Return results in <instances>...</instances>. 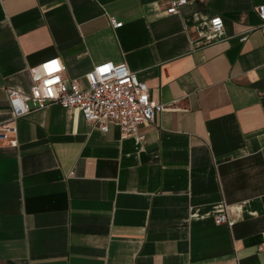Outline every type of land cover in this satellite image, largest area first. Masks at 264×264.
<instances>
[{
	"label": "crops",
	"instance_id": "crops-1",
	"mask_svg": "<svg viewBox=\"0 0 264 264\" xmlns=\"http://www.w3.org/2000/svg\"><path fill=\"white\" fill-rule=\"evenodd\" d=\"M172 3L0 0V121L56 56L82 85L126 63L167 106L143 139L59 104L23 116L0 143V264H264V0Z\"/></svg>",
	"mask_w": 264,
	"mask_h": 264
},
{
	"label": "built area",
	"instance_id": "built-area-1",
	"mask_svg": "<svg viewBox=\"0 0 264 264\" xmlns=\"http://www.w3.org/2000/svg\"><path fill=\"white\" fill-rule=\"evenodd\" d=\"M189 1L172 0L167 12L178 13ZM256 11L264 34V4L258 5ZM216 20H219V24L213 23ZM111 22L114 28L123 25V22L114 18H111ZM224 27L225 22L221 15L212 17L211 31L207 38L211 40ZM247 38L244 35L241 41H246ZM46 64H52V70L46 68ZM29 70L32 78L29 92L7 89L11 115L0 121V143L18 146L19 120L33 110L47 108L52 104H59L64 108H78L93 127L102 131H109L110 124L116 123L123 137L137 136L139 139L144 138L140 132L141 126L153 122L156 115L167 108L166 104L152 101L147 82L140 80L126 63L107 62L95 66L85 75L86 85H82L78 79H65V64L58 56L47 58ZM215 220L217 223H231L224 207Z\"/></svg>",
	"mask_w": 264,
	"mask_h": 264
},
{
	"label": "clouds",
	"instance_id": "clouds-1",
	"mask_svg": "<svg viewBox=\"0 0 264 264\" xmlns=\"http://www.w3.org/2000/svg\"><path fill=\"white\" fill-rule=\"evenodd\" d=\"M216 21H214L213 23H216ZM45 66H47L46 68H48L49 70H52V64H46ZM37 79H39V77H37ZM47 94L48 93H45V95H47Z\"/></svg>",
	"mask_w": 264,
	"mask_h": 264
},
{
	"label": "snow or ice",
	"instance_id": "snow-or-ice-1",
	"mask_svg": "<svg viewBox=\"0 0 264 264\" xmlns=\"http://www.w3.org/2000/svg\"><path fill=\"white\" fill-rule=\"evenodd\" d=\"M217 24H219V20L216 21ZM58 62H53V64H57ZM47 67V66H45ZM101 71H104L103 69H101Z\"/></svg>",
	"mask_w": 264,
	"mask_h": 264
}]
</instances>
